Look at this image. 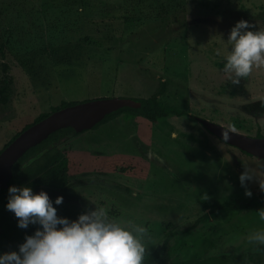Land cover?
<instances>
[{"label": "rangeland", "instance_id": "rangeland-1", "mask_svg": "<svg viewBox=\"0 0 264 264\" xmlns=\"http://www.w3.org/2000/svg\"><path fill=\"white\" fill-rule=\"evenodd\" d=\"M263 9L264 0H0V79L5 68L12 79L10 100L0 104V150L62 102L148 98L166 81L159 99L189 115L152 123L123 113L70 133L56 144L69 159L66 192L33 190L62 195L79 213L77 196L145 224L155 237L149 250L184 230L161 263L224 255L233 264L253 251L246 237L264 227V204L217 208L250 198L239 181L242 160L264 171V159L221 146L196 116L250 136L259 126L264 135V116L241 109L264 99V68L233 85L216 55L237 21L264 28ZM248 187L264 193L255 179ZM253 252V264H264V253Z\"/></svg>", "mask_w": 264, "mask_h": 264}, {"label": "clouds", "instance_id": "clouds-1", "mask_svg": "<svg viewBox=\"0 0 264 264\" xmlns=\"http://www.w3.org/2000/svg\"><path fill=\"white\" fill-rule=\"evenodd\" d=\"M222 42L223 49H217L216 55L222 56V72L233 85L248 79L254 69L264 68V28L241 19ZM235 133L233 125L222 126L221 146ZM172 135L175 138L178 133ZM242 164L239 181L245 195H253L248 183L254 179L264 192V171L249 161L242 160ZM63 201L62 195L53 200L47 191L36 192L28 184L10 185L6 209L14 214L19 228L36 227L26 234L18 250L0 253V264H145L148 246L155 245L148 226L132 218L113 217L107 208L91 201L70 219L58 215L56 206ZM258 215L264 221V208ZM246 243L253 251L264 253V227L251 231Z\"/></svg>", "mask_w": 264, "mask_h": 264}, {"label": "trees", "instance_id": "trees-1", "mask_svg": "<svg viewBox=\"0 0 264 264\" xmlns=\"http://www.w3.org/2000/svg\"><path fill=\"white\" fill-rule=\"evenodd\" d=\"M258 21L264 26V9L258 15ZM108 26V25H106ZM167 82L160 81L159 88L148 98H135L141 102V107L121 108L109 115H107L101 122H99L93 129H97L99 126L110 122L111 120L119 117L123 113H129L138 117H143L149 121L157 122L161 119L167 118L171 115L184 116L189 115L188 112L181 110L177 107L164 104L159 96L166 91ZM12 94V79L5 73L0 79V104L6 105ZM78 101L62 102L59 106L52 108V111H56L60 108L73 105ZM241 109L252 115L255 119H260L264 116V99L256 102L241 106ZM51 112L41 113L37 119L33 122H38ZM33 123L26 125L23 130L31 126ZM22 130V131H23ZM21 131V132H22ZM21 132L15 134L14 137L0 150V152L11 143ZM76 133L73 128L67 127L60 129L52 133L47 139L43 140L40 144L30 148L13 166V176L9 182L10 185H25L28 184L32 188L41 189L46 188L48 190H62L65 191L69 186L68 180V167L69 159L67 155L57 147V142L64 139L68 134ZM257 137H263L260 127L258 126L256 135ZM246 153V152H245ZM248 154V153H246ZM250 155V154H248ZM8 188L0 189V253L11 250H18L20 243L24 241L26 234H32L35 231V227L30 225L27 229H21L18 227V221L14 214L6 209L8 201ZM52 199V198H51ZM54 200V199H53ZM264 203V193L257 195L252 200L243 204V206H249L254 204ZM239 205V206H235ZM56 206V205H54ZM224 206H227L225 204ZM224 206H220L221 208ZM232 207H242L240 204L232 203ZM58 215L67 216L70 219L76 218L80 213L74 208L66 204L56 206ZM220 208V209H221ZM184 233V230L168 233L163 240L161 246L154 250L147 249L145 264H221L220 257H214L210 260H201L192 258L189 260L175 261L170 263H161L160 260L166 251L169 242L173 239L175 234ZM253 252H246L243 255H236V258H251ZM246 264V262H245Z\"/></svg>", "mask_w": 264, "mask_h": 264}, {"label": "water", "instance_id": "water-1", "mask_svg": "<svg viewBox=\"0 0 264 264\" xmlns=\"http://www.w3.org/2000/svg\"><path fill=\"white\" fill-rule=\"evenodd\" d=\"M124 107L139 108L141 102L131 97L95 98L60 108L35 122L0 152V189L9 187L14 164L30 148L40 144L52 133L67 127L73 128L76 133L93 129L107 115ZM196 119L221 139L223 125L198 116ZM228 144L256 158L264 159V136H250L236 131Z\"/></svg>", "mask_w": 264, "mask_h": 264}, {"label": "flooded vegetation", "instance_id": "flooded-vegetation-1", "mask_svg": "<svg viewBox=\"0 0 264 264\" xmlns=\"http://www.w3.org/2000/svg\"><path fill=\"white\" fill-rule=\"evenodd\" d=\"M135 116V115H134ZM136 117H138V116H136ZM140 118H143V117H140ZM116 119V118H115ZM143 119H145V118H143ZM114 120V119H113ZM113 120H111V121H113ZM146 121H149V120H147V119H145ZM149 122H152V121H149ZM152 123H155V122H152ZM91 130V129H90ZM86 131H88V130H86ZM86 131H84V132H86ZM81 133H83V132H81ZM77 134H79V133H77ZM250 156H252V155H250ZM67 174H68V172H67ZM68 180H69V178H68ZM69 185H70V181H69ZM69 187V186H68ZM67 187V188H68ZM67 190V189H66ZM66 190L65 191H63V192H66ZM262 194V193H261ZM257 195H259V194H255V195H252V197H250L248 200H245V201H243V202H237V201H231V202H225V203H223V204H221L220 206H224L225 204H227V206H224V207H220V206H218V210H225V209H239V208H248V207H251V206H256V205H259V204H254V205H249V206H243V204H245L246 202H248V201H250V200H252L254 197H256ZM78 197V199H79V202L81 203V204H83L84 206L86 205V204H88L89 203V200L88 199H86V198H83V197H81V196H77ZM55 200V199H54ZM232 203H237V204H240V206H242V207H232L231 205H232ZM261 204H264V203H261ZM69 206V205H68ZM235 206H239V205H235ZM221 208V209H220ZM250 252H253V251H250ZM246 253V252H245ZM245 253H243V254H245ZM243 254H237V255H243ZM236 256V255H235ZM234 256V259H233V264H245V262H246V264H253V263H255L256 262V260L253 258V256H254V252H253V254H251V258H248V257H246V258H236ZM226 259H228V258H226L224 255H223V257H220V261H221V264H226L225 263V260Z\"/></svg>", "mask_w": 264, "mask_h": 264}]
</instances>
